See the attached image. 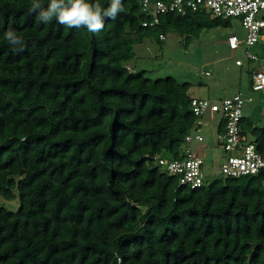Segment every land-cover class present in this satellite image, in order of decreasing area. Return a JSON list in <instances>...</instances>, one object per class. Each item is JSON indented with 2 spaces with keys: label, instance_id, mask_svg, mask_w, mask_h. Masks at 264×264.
I'll use <instances>...</instances> for the list:
<instances>
[{
  "label": "trees",
  "instance_id": "16d2710c",
  "mask_svg": "<svg viewBox=\"0 0 264 264\" xmlns=\"http://www.w3.org/2000/svg\"><path fill=\"white\" fill-rule=\"evenodd\" d=\"M30 3L0 0V196L19 198L0 206V264H264V169L179 184L157 158L183 157L190 84L126 65L133 36H197L228 18L165 13L143 26L141 0H122L90 33L42 24ZM240 127L264 148V124L244 115Z\"/></svg>",
  "mask_w": 264,
  "mask_h": 264
},
{
  "label": "rangeland",
  "instance_id": "374dc122",
  "mask_svg": "<svg viewBox=\"0 0 264 264\" xmlns=\"http://www.w3.org/2000/svg\"><path fill=\"white\" fill-rule=\"evenodd\" d=\"M227 22V25L203 28L197 36L173 29L163 32V40L157 35L133 36L134 57L126 65L143 70L150 78L172 76L179 82H188L189 94L199 99L220 100L240 93L246 99L243 115L261 126L264 124V90L253 91L250 87L249 71L255 64L245 58V45L230 50L227 44L229 35L245 38L246 30L236 17ZM247 49L263 53L264 40ZM236 59L242 60L243 65H236ZM220 119L219 113H207L202 127L204 140L193 144L204 159L203 171L208 180L222 176L219 167L226 157L217 139ZM14 192L16 196L12 199L0 196V206L15 211L19 198L17 189Z\"/></svg>",
  "mask_w": 264,
  "mask_h": 264
},
{
  "label": "built area",
  "instance_id": "2783aa9c",
  "mask_svg": "<svg viewBox=\"0 0 264 264\" xmlns=\"http://www.w3.org/2000/svg\"><path fill=\"white\" fill-rule=\"evenodd\" d=\"M142 11L150 14L152 19L142 22L143 26H154L159 23V16L165 13H175L186 16L190 12H203L212 17L231 18L240 20L246 30L245 38L235 34L227 37L230 50L238 49L241 45L247 48L264 40V0H141ZM159 39L165 38L161 33ZM245 58L252 64L250 69L251 89L264 90V52L261 54L248 51ZM236 65H243L240 59ZM128 70L131 71L130 67ZM246 99L240 93L224 98L220 102L193 97L191 110L195 117L193 131L185 136L183 157L179 159L157 158L158 164L168 174L179 177V184L190 188H199L204 184V159L198 155L193 144L204 140L202 127L204 117L219 113L225 120L224 132L217 136L226 157L219 170L225 176H240L255 174L264 169V148L258 149L256 144L242 133L240 122L243 117L242 108Z\"/></svg>",
  "mask_w": 264,
  "mask_h": 264
},
{
  "label": "clouds",
  "instance_id": "9594fccd",
  "mask_svg": "<svg viewBox=\"0 0 264 264\" xmlns=\"http://www.w3.org/2000/svg\"><path fill=\"white\" fill-rule=\"evenodd\" d=\"M124 10L122 0H109L107 7L88 0H31L29 14L35 13L40 23L48 24L55 20L67 28H86L90 33L103 29L106 19L115 20ZM7 43L16 51H23L24 40L14 30L4 33Z\"/></svg>",
  "mask_w": 264,
  "mask_h": 264
},
{
  "label": "crops",
  "instance_id": "0c3cea01",
  "mask_svg": "<svg viewBox=\"0 0 264 264\" xmlns=\"http://www.w3.org/2000/svg\"><path fill=\"white\" fill-rule=\"evenodd\" d=\"M191 96V95H190ZM192 97V96H191ZM244 116V115H243ZM211 117V116H210ZM219 124H220V121H219V123H218V126H219ZM218 126H217V130H218ZM219 134V133H218Z\"/></svg>",
  "mask_w": 264,
  "mask_h": 264
}]
</instances>
